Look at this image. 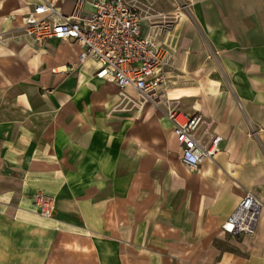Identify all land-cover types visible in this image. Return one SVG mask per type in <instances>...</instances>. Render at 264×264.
I'll list each match as a JSON object with an SVG mask.
<instances>
[{
  "label": "crops",
  "instance_id": "1",
  "mask_svg": "<svg viewBox=\"0 0 264 264\" xmlns=\"http://www.w3.org/2000/svg\"><path fill=\"white\" fill-rule=\"evenodd\" d=\"M40 1L74 2L0 0V264H264V0H132L173 56L164 96L221 137L193 170L161 105L123 100L74 42L20 35ZM245 191L254 231L223 232Z\"/></svg>",
  "mask_w": 264,
  "mask_h": 264
},
{
  "label": "built area",
  "instance_id": "2",
  "mask_svg": "<svg viewBox=\"0 0 264 264\" xmlns=\"http://www.w3.org/2000/svg\"><path fill=\"white\" fill-rule=\"evenodd\" d=\"M141 20L140 10L132 0H74L67 14L53 1H40L21 17L20 35L35 45L49 39L74 42L81 48L78 61L94 60L95 76L111 80L123 100L133 103L128 93L131 90L141 105H161L172 123L181 163L187 169H196L203 161L215 158L221 137L211 132L210 121L201 113L183 112L173 103L175 99L164 96L173 56L158 39L161 30L143 34ZM36 204L41 216L51 217L52 197L38 194ZM260 208L255 196L245 191L220 229L234 236L251 234Z\"/></svg>",
  "mask_w": 264,
  "mask_h": 264
},
{
  "label": "rangeland",
  "instance_id": "3",
  "mask_svg": "<svg viewBox=\"0 0 264 264\" xmlns=\"http://www.w3.org/2000/svg\"><path fill=\"white\" fill-rule=\"evenodd\" d=\"M173 103H174V104H177V105L179 106V103H178L177 100H174Z\"/></svg>",
  "mask_w": 264,
  "mask_h": 264
}]
</instances>
